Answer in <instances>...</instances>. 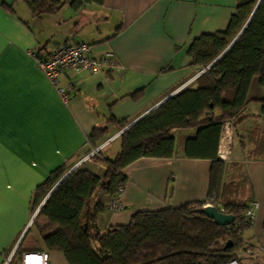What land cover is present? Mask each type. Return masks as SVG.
Segmentation results:
<instances>
[{
    "label": "crops",
    "instance_id": "0c3cea01",
    "mask_svg": "<svg viewBox=\"0 0 264 264\" xmlns=\"http://www.w3.org/2000/svg\"><path fill=\"white\" fill-rule=\"evenodd\" d=\"M69 1L54 13L34 17L23 0H0V264L18 240L13 262L22 252L46 251L34 227H27L39 184L65 166L81 165L102 175L103 165L83 159L92 148L87 142L92 128L106 125L109 115L130 124L182 87L194 86L199 71L190 65L191 41L224 31L236 3L103 0L73 10ZM71 41L91 44L97 57L111 51L118 70L104 69L100 74L61 70L58 82L68 94L63 100L30 52L44 56L50 42ZM138 89L140 97H128ZM247 99L243 119L234 127L232 160L225 164L224 177L233 173L232 166H241L248 176L257 206L241 234L252 247V256L244 262L264 264V157L250 156L254 148L250 132L264 133L260 102L264 86L256 78ZM109 128L105 140L118 132ZM193 133L192 129L173 132L172 157H140L122 169L127 180L119 194L120 210L108 208V195L96 196L103 204L95 221L100 231L127 224L139 211L206 200L210 159L183 155L184 139ZM116 140L118 136L101 147V156H115ZM46 252L48 264H68L61 252Z\"/></svg>",
    "mask_w": 264,
    "mask_h": 264
},
{
    "label": "trees",
    "instance_id": "16d2710c",
    "mask_svg": "<svg viewBox=\"0 0 264 264\" xmlns=\"http://www.w3.org/2000/svg\"><path fill=\"white\" fill-rule=\"evenodd\" d=\"M23 1L34 17L54 13L65 3V0ZM102 1L70 0L69 6L78 10L85 4ZM235 1L224 31L201 34L188 47L190 65L196 71L205 68L195 78L194 86H184L169 95L128 127L126 119L116 120L109 115L106 125L92 128L87 136L92 148L107 138L110 126L122 130L118 135L119 150L113 158L101 156V148L93 154V159L104 166L102 175L78 165L47 195L30 223L46 251L61 252L68 264H226L233 258L245 264L252 256L251 244L241 236L250 225L243 213L254 202L252 187L241 166H232L230 180L224 181L227 163L218 159L217 146L223 123L230 121L235 127L242 121L252 79L264 86V0L259 1L240 35L223 52L258 0ZM141 94L142 89H138L128 97L136 100ZM260 102L264 114V100ZM184 129L194 130L184 139V157L211 161L206 200L139 211L127 224L100 231L95 221L103 204L96 196L103 193L110 199L115 197L127 180L122 169L134 160L172 157L173 132ZM256 133L257 130L250 132L254 145L250 156L264 157V133L260 136ZM67 170L68 166L57 168L39 184L32 210ZM208 202L233 215V222L219 226L197 211ZM227 240L231 242L229 247H225ZM245 249L248 254H244ZM18 252L19 245L12 260Z\"/></svg>",
    "mask_w": 264,
    "mask_h": 264
},
{
    "label": "built area",
    "instance_id": "2783aa9c",
    "mask_svg": "<svg viewBox=\"0 0 264 264\" xmlns=\"http://www.w3.org/2000/svg\"><path fill=\"white\" fill-rule=\"evenodd\" d=\"M36 66L41 70L50 83L56 88L58 94L63 100L68 96L67 89L64 86H60L58 82V74L61 70L70 72L86 71L90 74H100L104 69L118 70L114 55L111 51H106L102 56H94L92 54V46L89 43L82 41H71L69 43L59 44L50 42L47 46V53L44 56L30 52ZM233 125L230 121H226L221 126L220 136L217 146V157L224 163L231 162L233 145H234V133ZM121 130L115 135L102 142L99 146L92 149L87 155L96 153L102 146L111 141L114 137L118 136ZM85 156V157H87ZM84 157V158H85ZM83 158V159H84ZM123 187H119L118 193L115 197L111 198L108 203V208L111 211H118L122 208L119 201V194ZM213 205L208 202L204 206ZM257 203L254 201L250 204L249 208L243 213V218L246 222L251 223L254 217V211ZM36 214V210L32 212L30 221L27 225L29 227L33 217ZM228 226V225H226ZM26 227V228H27ZM22 238V235L19 239ZM19 240L12 251L4 258L3 264H48V253L41 250H30L22 252L17 262L12 261V255L14 250L18 246ZM244 254H248V249H245ZM226 264H244L239 259H231Z\"/></svg>",
    "mask_w": 264,
    "mask_h": 264
},
{
    "label": "water",
    "instance_id": "95a60500",
    "mask_svg": "<svg viewBox=\"0 0 264 264\" xmlns=\"http://www.w3.org/2000/svg\"><path fill=\"white\" fill-rule=\"evenodd\" d=\"M260 0L257 1L256 5L254 6L253 10H252V13L250 14L249 18L247 19V21L245 22V24L242 26V28L239 30V32L237 33V35L233 38V40L228 44V46L223 50V52L235 41V39L240 35V33L242 32V30L244 29V27L246 26V24L248 23L249 19L251 18L253 12L255 11L258 3H259ZM222 52V53H223ZM221 53V54H222ZM220 54V55H221ZM219 55V56H220ZM218 56V57H219ZM217 57V58H218ZM216 58V59H217ZM215 59V60H216ZM213 60V62L215 61ZM213 62H211L207 67H209ZM206 67V68H207ZM205 70L202 69L200 70L198 73L200 74L201 72H203ZM161 103V102H160ZM159 103V104H160ZM158 104V105H159ZM136 121V120H135ZM134 121V122H135ZM134 122H131L130 124H128L126 127H128L129 125H131L132 123ZM125 127V128H126ZM124 128V129H125ZM122 131V130H121ZM75 167V166H74ZM74 167H72L71 169L67 170L65 172V174H63V176L54 184V186L49 190V192L45 195V197L43 198V200L40 202V204L38 205L37 209H36V212L38 211V209L40 208L41 204L43 203V201L45 200V198L47 197V195L51 192V190L61 181V179L68 173L70 172ZM198 212L204 214L206 217L210 218L213 220V222L216 224V225H219V226H226V225H229L233 222L234 220V216L231 215V214H226V213H223L221 211H219L217 209V207L213 206V205H209V206H202L201 208L197 209ZM231 245V242L230 240H227L226 241V244H225V247H229Z\"/></svg>",
    "mask_w": 264,
    "mask_h": 264
},
{
    "label": "rangeland",
    "instance_id": "374dc122",
    "mask_svg": "<svg viewBox=\"0 0 264 264\" xmlns=\"http://www.w3.org/2000/svg\"><path fill=\"white\" fill-rule=\"evenodd\" d=\"M233 131H234V127H233ZM234 133V132H233ZM106 141V140H105ZM101 143V142H100ZM100 143L97 145V146H99L100 145ZM117 144H119V139L118 140H116V141H114L113 143H112V146H116ZM234 144H235V137H234ZM233 147H234V145H233ZM94 148H96V147H94ZM94 148H91V150L92 149H94ZM91 150L89 151V153L91 152ZM98 152V151H97ZM97 152L96 153H94V155H96L97 154ZM90 157V159H92V160H94L93 159V154L92 155H89V156H87V157H85V158H89ZM84 158V159H85ZM232 160V159H231ZM76 167V166H75ZM72 167H70V166H68V170L69 169H71ZM230 180V178L228 177V176H226L225 178H224V181L225 182H228ZM32 211H34V210H32Z\"/></svg>",
    "mask_w": 264,
    "mask_h": 264
}]
</instances>
